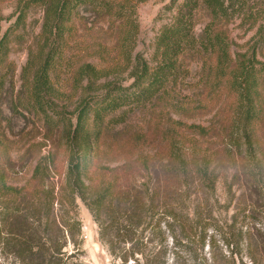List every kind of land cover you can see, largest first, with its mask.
<instances>
[{
  "label": "trees",
  "instance_id": "16d2710c",
  "mask_svg": "<svg viewBox=\"0 0 264 264\" xmlns=\"http://www.w3.org/2000/svg\"><path fill=\"white\" fill-rule=\"evenodd\" d=\"M124 1L16 0L14 21L0 36V99L12 73L6 59L8 35L23 25L31 7L40 9L44 43L27 90L32 107L46 122L53 123L52 115L60 121L49 108L53 93L48 76L66 50L65 36L73 33V20L83 19L80 7L113 18L112 25L119 22L114 41L120 57L111 64L130 70L127 85L106 82L96 94L97 82L107 76L106 71L90 63L77 68L73 84L75 90L81 88L82 96L73 109V124L68 120L65 169L56 182L50 180L48 163L42 159L35 162L22 187L11 186L7 180L14 167L0 127V243L19 264H81L75 239L80 223L65 217L78 200L115 264H264V153L259 137L264 107L258 100L256 70L243 55H232L225 29L233 19L253 25L254 12L264 8V0H182L155 38L158 58L153 66L139 55L129 56L136 30ZM200 9L208 21L195 38L190 33L191 18ZM259 32L264 38V26L258 27ZM192 51L208 57L205 85L214 86L215 94L221 88L225 97L221 144L214 143L204 152L195 136L179 142L170 129L164 130L154 157L136 159L146 174L140 177L143 181L135 180L126 158L112 170L120 175L117 180L92 184L90 168L101 155L99 140L107 128L123 121L128 112L160 100L170 83L188 71L182 60ZM26 70L28 64L23 73ZM189 129L203 132L195 126ZM135 142H122L113 149L125 150ZM240 146L242 151L236 153ZM218 160L224 168L233 167L223 201L216 194L221 176ZM240 180L244 192L234 189ZM54 204L64 217L54 215ZM68 245L70 251L65 250Z\"/></svg>",
  "mask_w": 264,
  "mask_h": 264
},
{
  "label": "rangeland",
  "instance_id": "374dc122",
  "mask_svg": "<svg viewBox=\"0 0 264 264\" xmlns=\"http://www.w3.org/2000/svg\"><path fill=\"white\" fill-rule=\"evenodd\" d=\"M181 1L125 0L123 2L136 30L130 58L139 55L140 59L150 66L155 65V59L158 58L154 49L155 38L161 27L171 22L176 13L175 7ZM15 6L16 0H0V36L14 21ZM83 11V7L78 9L79 15L84 13L83 19L81 23L73 20L71 24L74 26L73 33L65 36L66 50L48 76L53 93L49 108L59 115L60 121H57L54 115H49L53 123L46 122L32 107L27 90L29 77L36 71L42 58L39 52L44 43L39 33L42 18L40 9L31 7L27 11L23 25L10 31L8 35L6 59L12 73L0 99V127L4 131L14 167L7 180L11 186L22 187L28 180L35 162L42 159L48 163L52 182H56L58 176L63 174L67 156L64 145L69 129L68 120L72 125L73 109L82 96L81 88L75 90L73 84L75 72L80 65L90 63L106 71L104 73L107 76L97 82V88L106 82L122 85H127L129 82L127 73L130 67L122 70L123 66H117L120 68L116 67V69L111 64L116 61V56L120 57L114 41L117 37L116 25L119 22L112 25L113 18L89 14L88 9ZM191 19L190 33L198 38L208 21V16L200 9L193 13ZM253 21L255 22L251 25L249 22L233 19L225 29L232 55L235 58L243 55L245 61H251L254 66L258 100L264 107V38H260V32L256 33L260 25L264 26V8L254 12ZM182 61L188 71L183 75L180 74L181 76L174 83H170L160 100L128 112L123 121L109 126L101 136L99 140L101 155L96 160V166L90 168L92 184L117 180L120 175L118 174L117 177V173L112 170L120 166L126 158L130 159L132 165L129 169L135 180L143 181L140 177L146 174L136 163V159L139 156L154 157L161 146L164 130L170 129L173 133L172 138L179 142L188 141L195 136L196 143L202 144L200 150L204 152L214 143L221 144L220 129L225 97L221 88L218 94H215L212 90L214 86L205 85L208 83L207 67L210 60L203 53L192 51L185 55ZM27 64L30 70L23 73V68ZM84 85L85 82L81 87L83 88ZM102 90L99 87L96 94L101 93ZM190 126L202 128L203 132H195L189 129ZM259 137L262 145L260 149L264 153V130L259 133ZM132 139H135V144H129L125 150L113 149L114 145ZM242 149L240 146L234 151L239 153ZM200 150L195 148L197 154ZM207 152L211 154L210 151ZM216 167L221 175L216 184V194L219 200L223 201L226 184L233 174V167L229 164L228 168H224L220 160L216 161ZM242 185L243 180H240L238 184H234V189L244 192ZM54 215L64 217V211L59 210L58 204H54ZM67 216L74 217L80 223V230L75 239L81 251V264H115L106 247L99 240L96 225L82 203L76 200L75 207L71 210L68 208L65 217ZM65 250L70 251L71 246L68 245ZM0 264H19L2 243H0Z\"/></svg>",
  "mask_w": 264,
  "mask_h": 264
}]
</instances>
